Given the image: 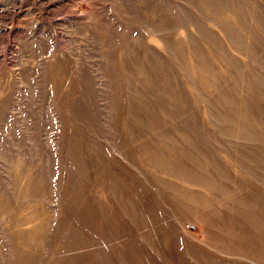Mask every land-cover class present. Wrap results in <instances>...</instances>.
Masks as SVG:
<instances>
[{"label":"rangeland","instance_id":"374dc122","mask_svg":"<svg viewBox=\"0 0 264 264\" xmlns=\"http://www.w3.org/2000/svg\"><path fill=\"white\" fill-rule=\"evenodd\" d=\"M0 264H264V0H0Z\"/></svg>","mask_w":264,"mask_h":264},{"label":"bare ground","instance_id":"6f19581e","mask_svg":"<svg viewBox=\"0 0 264 264\" xmlns=\"http://www.w3.org/2000/svg\"><path fill=\"white\" fill-rule=\"evenodd\" d=\"M199 108V107H198ZM194 181V180H193ZM234 196V195H233ZM234 198V197H233Z\"/></svg>","mask_w":264,"mask_h":264}]
</instances>
